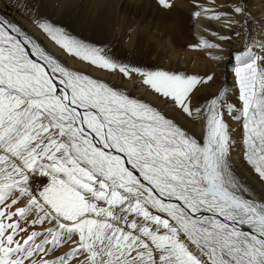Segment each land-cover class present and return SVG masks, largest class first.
<instances>
[{
  "label": "snow or ice",
  "instance_id": "obj_1",
  "mask_svg": "<svg viewBox=\"0 0 264 264\" xmlns=\"http://www.w3.org/2000/svg\"><path fill=\"white\" fill-rule=\"evenodd\" d=\"M211 3L193 15L240 24L239 4ZM30 19L86 69L0 16V264H264V196L232 157L235 122L249 174L264 186V54L255 40L235 55L239 104L224 87L194 103L214 74L123 63L38 10ZM196 47L222 44L202 38ZM197 124L199 137L187 127Z\"/></svg>",
  "mask_w": 264,
  "mask_h": 264
},
{
  "label": "bare ground",
  "instance_id": "obj_2",
  "mask_svg": "<svg viewBox=\"0 0 264 264\" xmlns=\"http://www.w3.org/2000/svg\"><path fill=\"white\" fill-rule=\"evenodd\" d=\"M170 2L173 7L165 9L158 0H20L17 4L20 10L0 2V16L34 33L42 46L56 53L70 67L84 65L86 68V65L67 57L66 54L60 55L56 46L38 32L30 19V15L36 14L37 10L42 16H48L56 22H64L74 32L82 33L86 38L91 36V40L108 44L115 43L118 39L130 50H135L142 60L140 49L153 44L154 53L163 56L159 60L163 70L172 71L175 64L171 69L169 67L174 61L180 64L178 65L181 69L178 72L201 76L214 74V80L201 90L197 98H194V103H202L206 96L215 94L224 87L229 90L232 102L239 104L238 86L233 71L236 66L235 55L246 43L252 44V40L248 37L256 42L254 51L257 54H264V48L258 46L264 41V0H217L218 4H227L228 8L239 4L245 9L242 16L240 14L234 16V19L240 20V24H235L232 28L225 26L223 21H209L207 18L193 15L194 12L199 11L198 5L212 7L211 0H170ZM134 13L138 15L137 19L133 18L134 21L130 23L126 21V15L132 16ZM188 27H192V37L187 33ZM213 31L218 35L231 36L232 41H220L218 35H212ZM237 31L241 33L240 36L235 35ZM202 38L222 44V48L196 47ZM191 44L194 45L195 51L186 50ZM175 56L176 59H173ZM104 76L105 78L102 79L113 86L127 88L136 96H144L142 88H136L130 82L110 76L106 72ZM192 130L197 137L201 135L199 124ZM243 132L241 124L232 122L234 167L254 189V194L262 197L264 186L250 176V170L243 160L241 142Z\"/></svg>",
  "mask_w": 264,
  "mask_h": 264
},
{
  "label": "rangeland",
  "instance_id": "obj_3",
  "mask_svg": "<svg viewBox=\"0 0 264 264\" xmlns=\"http://www.w3.org/2000/svg\"><path fill=\"white\" fill-rule=\"evenodd\" d=\"M19 1L18 0H0V2H4V4L9 5V7L10 6L12 8L17 7L16 9L20 10V7H18V5H17L19 3ZM129 15L130 14L126 15L127 17H125L126 18V21H128L129 23L132 22V21H134V19L135 18L137 19V17H138V15L135 14V13L132 15L133 17L131 15L130 16ZM47 18H49L53 22L57 23L59 26L64 27L71 35L75 36L76 38L81 39V40L85 41L86 43L92 44L94 46L102 47V48L106 49L113 58L117 59L120 62L129 63V64L137 65V66H143V67H151L153 69H163V67L160 66V61H159V60H161L163 58V56L162 55H159L157 53H154V50H153L154 49V46H153V44L152 45L150 44L149 46H145V47L143 46L140 49L141 51H139V53H140L141 57L143 56V60H142V59L139 58V55L136 53L135 50H130L128 48V46H126L125 44H123L122 42H120V40H118V39L116 40L115 43H108V44L107 43H103L101 41H94L93 39L92 40L90 39V38H92L91 36L86 38L82 33L80 34V33L74 32L64 22L63 23L62 22H59V21L56 22L55 20H53L52 18H50L48 16H47ZM191 30H192V27H188L187 33H189V36L192 37L193 32H191ZM119 45H120L121 48L119 47ZM150 46L152 47V49H151ZM193 46L194 45L191 44L188 47H186L188 49H186V48L185 49L187 51L190 50V49L192 51H195V48ZM242 50H243V48H242ZM142 53H144V54H142ZM173 59H176V56ZM173 64H175V66H173V68H172V65ZM178 64H179L178 62L174 63V61H173V63L170 64L171 67H169V68L170 69L172 68L171 70L173 72H178V70L181 69V67L179 66L180 64L179 65ZM72 67L75 68V69H86L84 65H81V66H79V65H73ZM92 74H94V76H96V77L105 78L103 71L102 72L101 71L100 72L99 71H94ZM113 77H115V76H113ZM187 127H189L192 130V126L191 125H187ZM243 136H244V132H243L242 137H241L242 146H243ZM243 151H244V146H243ZM255 197L257 199L261 198L259 195H255ZM29 231H31V228H29ZM45 258H48V257H45Z\"/></svg>",
  "mask_w": 264,
  "mask_h": 264
}]
</instances>
